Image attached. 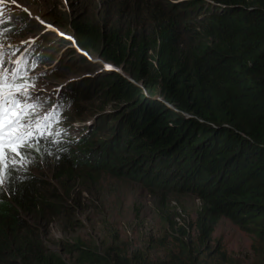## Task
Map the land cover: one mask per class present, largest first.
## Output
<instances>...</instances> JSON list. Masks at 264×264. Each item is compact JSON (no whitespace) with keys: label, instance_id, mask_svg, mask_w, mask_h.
Returning <instances> with one entry per match:
<instances>
[{"label":"trees","instance_id":"1","mask_svg":"<svg viewBox=\"0 0 264 264\" xmlns=\"http://www.w3.org/2000/svg\"><path fill=\"white\" fill-rule=\"evenodd\" d=\"M98 3V12L88 6L49 10L45 18L72 37L79 52L70 50L81 63L98 57L109 65L87 82L95 85L91 99L100 107H125L117 116L106 114L113 116L112 143L100 155L89 151L86 138L101 132L92 130L102 115L79 136L64 138L68 123L57 126L56 111L63 113L62 107L75 100L78 84L71 82L58 94L56 126L37 134L27 150L40 157L41 149L50 151L64 183L87 177L84 168L101 166L142 179L163 197L190 194L201 203L196 218L201 244L223 216L252 234L264 254V0ZM113 4L118 6L110 11ZM4 26L11 34L26 35L37 31L38 22L17 11ZM54 40L72 44L64 37ZM74 142L82 151L72 156L68 144ZM105 150L117 161L109 168L101 160ZM41 184L29 170H15L0 186V264H69L63 254L72 253L80 264H140L81 242L62 246L61 252L50 249L44 214L64 212L63 196L70 190L66 195L51 191L47 198ZM182 251L181 261L161 264H197L188 245Z\"/></svg>","mask_w":264,"mask_h":264},{"label":"rangeland","instance_id":"2","mask_svg":"<svg viewBox=\"0 0 264 264\" xmlns=\"http://www.w3.org/2000/svg\"><path fill=\"white\" fill-rule=\"evenodd\" d=\"M98 1L0 0V19L4 23L12 20L17 11H26L38 22L37 31L26 35L11 34L7 29L0 34V49L5 53L6 66L12 68L16 66L13 61L20 62L24 81L34 85L30 89L32 98L29 103L39 105L36 109L39 116L54 113L59 92L68 90L69 83H77L75 100L71 97L72 102L69 100L67 103L68 109L62 107L63 113L56 111V116L61 118L57 126L68 123L65 134L69 135L64 138L73 139L92 119L104 116L97 120L98 125L92 130L95 132L99 129L101 132L95 137L86 138L90 139V153L96 155H100L103 147L112 143L115 135L113 116L106 114L115 112L117 116L125 107L117 104L118 108L114 109L115 104L112 103L100 107L99 102L91 99L90 90L95 85L87 80L109 68V65L98 57H89L90 63H81L70 50L72 47L79 52L72 37L45 17L49 10L61 13L64 10H81L86 6L98 12L96 8H101ZM117 6L111 5L110 11H115ZM4 23L0 24V30L6 27ZM57 36L71 40L72 44L64 42L60 45L54 40ZM41 57L48 61L41 62ZM23 61L24 68L21 67ZM54 125L51 119L50 126L54 128ZM68 146L75 151L72 156L82 151L77 150L76 142ZM26 151L29 152L28 159L34 160V163L23 168L18 166L16 170H29L35 177L41 178L42 191L48 195L47 198L51 191L66 195V191L70 190L69 197L63 196L61 208L64 212L49 211L44 214L42 225L46 231V245L50 249L61 252L60 247L67 248L69 244L81 242L92 250L126 256L140 264H161L181 261L182 245H188L189 254L197 264H264L263 250L255 237L227 217L219 218L210 240L201 244L196 226L201 203L190 194H168L163 197L160 194L163 191L148 186L144 180L121 174L125 166H122L119 174L101 166L84 168L81 171L89 173L87 177L83 175L64 183V177L58 178L61 169L53 162L50 151L41 149L44 157L38 156V152ZM106 151L101 160L106 159L105 164L109 168L114 157ZM114 162L117 163L116 160ZM78 173L80 171L76 170L75 174ZM75 256L76 253L69 256L63 254L69 264H80L75 261Z\"/></svg>","mask_w":264,"mask_h":264},{"label":"snow or ice","instance_id":"3","mask_svg":"<svg viewBox=\"0 0 264 264\" xmlns=\"http://www.w3.org/2000/svg\"><path fill=\"white\" fill-rule=\"evenodd\" d=\"M3 23L4 20L0 19V24ZM3 31L6 29L0 30V34ZM13 63L15 67L6 66L5 53L0 49V186L7 182L18 166L23 168L34 163V160L28 159L29 152L26 150L32 147L30 141L34 140L37 134L45 135V131L50 127L46 122L54 115L36 114L39 105L29 103L32 98L30 89L34 85L26 80L18 83L23 79L20 62Z\"/></svg>","mask_w":264,"mask_h":264},{"label":"water","instance_id":"4","mask_svg":"<svg viewBox=\"0 0 264 264\" xmlns=\"http://www.w3.org/2000/svg\"><path fill=\"white\" fill-rule=\"evenodd\" d=\"M117 70H119V69H117ZM120 71V70H119Z\"/></svg>","mask_w":264,"mask_h":264}]
</instances>
